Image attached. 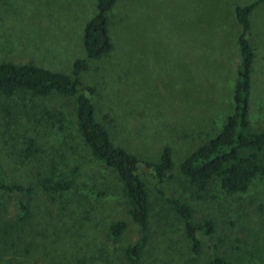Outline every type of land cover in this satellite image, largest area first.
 I'll return each mask as SVG.
<instances>
[{
	"label": "rangeland",
	"instance_id": "374dc122",
	"mask_svg": "<svg viewBox=\"0 0 264 264\" xmlns=\"http://www.w3.org/2000/svg\"><path fill=\"white\" fill-rule=\"evenodd\" d=\"M252 1L116 0L107 14L111 51L79 73L94 88L95 119L114 145L147 161H157L164 146L171 151L173 167L162 182L140 173L149 200L140 264H210L212 257L264 264V178L243 193L227 194L216 180L197 193L178 169L231 113L240 31L233 8ZM94 11V0H0V63L69 74L84 57L82 29ZM249 20L248 130L258 132L264 127V3ZM50 166L71 186L47 197L35 181ZM0 169L7 182L32 189L25 196L0 192V222L16 220L19 199L30 215L20 232L0 233V264H126L123 252L140 232L116 174L84 145L72 100L0 95ZM166 198L189 205L195 223L213 222L212 240L202 239L196 258ZM115 221L127 225L112 240L107 229Z\"/></svg>",
	"mask_w": 264,
	"mask_h": 264
},
{
	"label": "trees",
	"instance_id": "16d2710c",
	"mask_svg": "<svg viewBox=\"0 0 264 264\" xmlns=\"http://www.w3.org/2000/svg\"><path fill=\"white\" fill-rule=\"evenodd\" d=\"M116 0H94V14L82 29L83 59L72 63L69 74L54 72L32 63H0V95L10 97L17 93H29L36 97L52 94L72 100L76 129L91 156L111 169L117 176L121 191L128 204L131 222L140 232V237L123 252L126 264H140L142 251L148 241L149 200L140 173L149 171L160 183L172 170L171 151L164 146L157 161H147L121 147L114 145L107 130L95 119L91 96L94 88L79 80V73L88 69V60H97L112 49L107 30V14ZM264 0L234 6L233 14L240 31L235 43L239 54L236 77L232 89V110L226 116L218 133L194 149L178 166L180 174L195 192H203L208 183L216 180L227 194L243 193L255 178H264V127L258 132L248 130L250 73L254 50L247 39L250 29V14ZM33 144L28 142L26 152L32 155ZM36 187L47 197L66 191L71 181L60 178L53 166L38 175ZM29 186L7 182L0 169V192L8 195H29ZM172 213L181 220L183 233L188 242L189 253L196 258L201 251L202 239L212 240L213 222L203 219L195 223L192 209L186 203L166 198ZM17 218L11 223L0 222L3 238L9 231L20 232L30 218L25 201L17 200ZM126 222H112L107 229L108 237L118 239L126 229ZM5 241V239H4ZM210 264H236L229 259L212 257Z\"/></svg>",
	"mask_w": 264,
	"mask_h": 264
}]
</instances>
